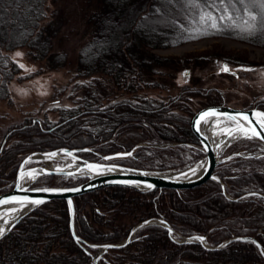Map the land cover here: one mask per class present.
<instances>
[{"label":"trees","instance_id":"1","mask_svg":"<svg viewBox=\"0 0 264 264\" xmlns=\"http://www.w3.org/2000/svg\"><path fill=\"white\" fill-rule=\"evenodd\" d=\"M97 3L87 18L91 36L78 50L79 75H107L127 96L106 103L86 98L63 110L55 122L34 121L10 126L0 141V193L14 185L17 168L25 151L60 146L84 147L78 154L96 159L99 153L131 149L138 141H147L130 155L115 157V162L158 170L180 169L204 151L190 129L194 113L189 98L173 107L146 93L154 89L147 77L156 66L174 61L152 49L186 42L183 37L197 27L195 10L179 0H87ZM45 0H0V98H10L8 82L22 76V68L8 50L27 46L35 58H46L49 66L66 61L64 53L51 51V39L63 19L46 17ZM207 10V9H206ZM55 12V11H54ZM239 22V21H238ZM207 36H228L264 46V34L241 39L233 31ZM201 37V38H202ZM178 43H173L177 41ZM189 41V40H187ZM146 75V76H145ZM208 104L221 103L220 89H208ZM191 93V91H190ZM187 99V100H185ZM256 104L264 108V99ZM175 106V104H174ZM29 121V122H28ZM134 123L141 131L131 136L132 143L115 139L118 131ZM27 126V127H26ZM21 133L27 139L5 141ZM130 139V140H131ZM166 142L164 145L152 142ZM220 179H208L191 188H154L140 191L125 185H104L74 196L75 228L90 242H117L124 239L137 222L163 216L180 238L205 233L208 244H218L232 235H253L264 248V154L242 153L219 164ZM57 174L43 173L39 185H51ZM87 176L61 175L58 185L82 182ZM224 183L225 192L222 188ZM95 252L94 247H89ZM261 264L264 257L249 240H232L212 249L199 241L178 242L168 235L166 226L152 222L139 228L131 241L109 248L97 260L72 237L68 205L64 198L39 204L0 238V264Z\"/></svg>","mask_w":264,"mask_h":264},{"label":"rangeland","instance_id":"2","mask_svg":"<svg viewBox=\"0 0 264 264\" xmlns=\"http://www.w3.org/2000/svg\"><path fill=\"white\" fill-rule=\"evenodd\" d=\"M44 5L46 17L41 20L42 25L50 19L52 14L63 19L59 31L51 39L50 47L52 52L64 53L66 61L49 66L46 58H35L27 46L8 50V53L23 67H21L22 76L20 78L15 76L8 82L10 98H0V141L3 140L10 126L22 123L28 118L34 121L55 122L61 118L63 110L76 106L78 102L86 98L106 103L111 98L128 95L127 91L116 87L103 73L97 72L83 76L79 75L77 70L78 50L91 36V25L87 18L93 8H100V6L98 7L95 2L89 3L87 0H45ZM152 50L161 55L174 57L175 60L169 61L166 65H157V72L148 75L147 78L154 81L155 85L153 90L146 91L151 96L168 102L180 96V93H184L185 97L189 95L187 97L194 112L208 104L209 98L206 92L212 88L221 90L224 100L222 102L236 107H260L256 102L264 99V46L228 36H207L167 47H156ZM224 61L235 69L237 74L224 71L222 68ZM243 65L250 68H243ZM180 100L183 102L181 96L171 101L176 110L180 108L178 105ZM214 125V123L211 124V129ZM140 131V126L131 123L119 130L115 139L130 144L131 136ZM215 135L214 138L217 139L220 133ZM28 137V135L15 133L8 137L5 143L10 144ZM147 143H149L148 140L138 141L132 148L135 149L140 144ZM152 143L164 145L166 142ZM195 145L201 148L199 144ZM31 151H25L24 156ZM232 151H238L240 154L244 152L264 154V143L255 137L248 139L245 135L237 136L231 139L223 149V153ZM203 156L188 161L180 169H149L173 173L195 164ZM73 160L71 156L60 154L53 159L31 161L26 165L43 164L55 167L57 164ZM74 161L76 164L79 163L78 160ZM81 172L84 171L81 170ZM40 175L41 173H38L33 177L35 179L32 182V178H25L23 182H31L32 186H42L37 183ZM60 179L61 175L55 176L51 185H58ZM17 206L20 207V204ZM94 254L96 255V252Z\"/></svg>","mask_w":264,"mask_h":264},{"label":"water","instance_id":"3","mask_svg":"<svg viewBox=\"0 0 264 264\" xmlns=\"http://www.w3.org/2000/svg\"><path fill=\"white\" fill-rule=\"evenodd\" d=\"M225 66H227L228 68L227 72L237 74L236 70L232 69L226 61L223 62L222 65L223 70ZM244 67L250 68V66L243 65V68ZM205 112H209V113L214 112L215 115L210 114L209 116L204 117V119L200 120L199 124H196V121L200 119L201 114ZM256 112H264V109L257 106L236 107L222 102V103H212V104L203 105L192 114L189 121L190 129L198 139L199 143L201 144L205 152L203 156L205 159L203 167L196 175L192 177L183 178V177L175 176L171 172H163L156 170L154 171L147 167H135L114 161H106L111 158L131 154L133 148L129 150H119L115 152L101 154V158L103 160H100V159H88L77 153L81 149H87L88 148L87 146L84 147L60 146V147H55L40 151H31L27 153L23 157L17 168L13 187L0 193V200L10 199L12 197H16L20 199L24 197H28L30 200H43L45 202L53 198H64L68 205L69 228L71 235L76 242L77 240H79V242L77 243L93 257L94 261L97 260L98 256H100L101 253L107 251L109 248H117L129 243L134 233L139 228H141V225L144 226L152 222L160 223L166 226V228L168 229V235L173 240H176L178 242H187L189 240H192L193 237L201 236L205 238L204 243H201L199 241L202 245H204L207 248L216 249L232 240H249L257 245L260 253L262 254V250H264V248L261 242L253 235H233L224 239L220 243L214 245L207 243L205 233H195L192 235H186L177 238L175 236L174 227L163 216H153L137 222L131 227L128 235L121 241H117V242H102V243L90 242L85 238H83L81 235H79L75 228L74 196L85 193L87 191H91L98 187L104 185L117 184V185L130 186L140 191H148L154 188L161 189L163 187L181 189V188H191L200 185L206 182L208 179L212 178L213 176H215L216 179H220L219 175L216 173V167L219 164L227 161L228 159H231L234 156L238 155L239 152L232 151L229 153H223V149L227 146L230 140L227 141V143H224L222 142L224 140L223 138L217 140L211 135L210 130H211L212 121L215 118L227 119L228 121L235 124L236 127H234L233 129H236L239 126L249 128L254 125L256 130L261 133V136H264V130H261L260 124L258 123V121L261 118L258 116H254V113ZM241 113L248 115L249 119L252 121V125H249L247 121H244L241 116L237 115ZM229 116H235L236 120L235 121L229 120L228 119ZM228 136L229 135H227L226 138H228ZM255 138L260 139L264 143V139L260 137H255ZM51 153H56V155L51 156L50 155ZM59 154H65L71 156L75 160H78L79 163H77L75 167L72 168L49 167L43 164H34L29 166L26 165L28 162L31 161H37L45 158L53 159L57 157V155ZM90 164L99 165L100 167L96 169L98 170L101 169L103 171L100 170L96 173H93L92 169L88 167V165ZM33 168L38 169L39 173L41 174L43 173L58 174V175L71 174V176L86 175L87 179L72 185L32 186L31 182L35 178H32L30 183H24L23 180L21 179V173ZM110 168L112 169V171L108 170ZM81 170H83L84 172H81ZM145 173H147V175H145ZM126 182H131V183H126ZM221 183H222L223 191L225 192L224 183L222 181ZM148 184H151L153 187L148 188L147 187ZM45 188L54 189L56 191H51V192L38 191V189H45ZM65 189H79V191H64ZM69 200H71V206L69 205ZM14 205H18V203L0 205V214L3 211H5L9 206H14ZM38 205L39 204L37 205L27 204V207L25 209L18 212L17 215L13 217L10 215V213H4L0 217V227L5 228V233H7L9 231L8 229L9 228L11 229L21 219V217L24 214H26L27 212H29ZM17 217H19V219H16ZM5 220L8 221L7 224L3 223V221ZM169 229L172 230L171 233H169ZM89 247H94L96 249V255L89 250ZM262 256L264 257V254H262Z\"/></svg>","mask_w":264,"mask_h":264},{"label":"snow or ice","instance_id":"4","mask_svg":"<svg viewBox=\"0 0 264 264\" xmlns=\"http://www.w3.org/2000/svg\"><path fill=\"white\" fill-rule=\"evenodd\" d=\"M170 2L175 3L176 0H170ZM186 8L194 9L196 19L194 23L204 27V30L201 31V27H197L188 33L187 36H184L183 39L193 40L199 39L202 36L208 34V29L213 30V34H222L224 31H233L237 34L238 38L241 39H250L256 34H264V0H179ZM207 9V10H206ZM239 21V22H238ZM177 41L173 43H178ZM20 55V53H17ZM23 67V65H21ZM251 70V69H245ZM224 71H228L227 66L224 67ZM187 75V73H185ZM215 115V113L205 112L201 114L200 119L196 121V124L200 123V120L204 119L209 115ZM242 117L244 121H247L249 125H252V121L249 119L246 114H237ZM254 116H258L261 119L258 121L260 124L261 130H264V112H256ZM229 120L235 121V116H229ZM222 131L232 134L233 131H242L248 139H252L253 137H260L264 139V136H261V133L256 130L255 126H251L249 128H245L243 126H239L236 129H223ZM251 133V134H249ZM51 156H55L56 153H51ZM70 155V153H69ZM130 155V154H129ZM27 162V161H26ZM90 169L99 168V165H88ZM112 171V169H108ZM193 174H195L196 169H191ZM71 175V174H69ZM147 175V173H145ZM186 175V173L184 174ZM25 178H33L32 173L22 172L21 179ZM213 180L216 179L215 176L212 177ZM131 183V182H126ZM148 188L153 187L151 184L147 185ZM38 191L51 192L56 191L54 189H38ZM64 191H79V189H65ZM10 203H18L23 207L25 204H42L43 200H30L28 197H24L22 199L12 197L10 199L0 200V205L10 204ZM69 205L71 206V200H69ZM16 208L10 209V212H16ZM16 219H19L17 217ZM4 224H7L8 221H3ZM143 227V225H141ZM8 230H11L10 228ZM171 229H169V233H171ZM5 235V228L0 227V238ZM192 240H198L201 243L205 242V238L201 236L193 237ZM192 240L187 241L191 243ZM79 242V240H77ZM254 243V242H253ZM262 254H264V250H262Z\"/></svg>","mask_w":264,"mask_h":264},{"label":"bare ground","instance_id":"5","mask_svg":"<svg viewBox=\"0 0 264 264\" xmlns=\"http://www.w3.org/2000/svg\"><path fill=\"white\" fill-rule=\"evenodd\" d=\"M212 123H214L215 125L210 130L211 135L214 137V136H216L215 134L220 133V135L217 137V140L220 139V138H223L224 140L222 142H224V143H227V141H229V140H231V139H233V138H235L237 136L245 135L242 131H233L231 135H229L228 133L222 131L223 129H233L234 127H236L235 124H233L232 122L228 121L227 119L215 118L212 121ZM227 135H229L228 138H226ZM199 146L203 150V148H202V146H201L200 143H199ZM74 160L73 161H70V162H63V163L57 164L55 167H58V168H72V167H75L76 162ZM204 161H205V159L203 157L201 160H199L195 164H192V165H190V166L182 169L181 171H175V172H173V175L178 176V177H183V178L192 177V176L196 175L201 170V168L204 165ZM191 169H196L195 174H193V172L191 171ZM100 170H98V169H92L93 173H96V172H98ZM101 171H103V170H101ZM28 172H31L32 173V177H35L39 173V170L36 169V168H33V169H29V170L25 171V173H28ZM185 173H186V175H184ZM77 176H84V175H77ZM26 207H27V204H25L23 207H21V205H20V207H18L17 205L9 206L5 211H3L0 214V217L4 213H10V215L13 217V216L17 215L18 212H20L23 209H25ZM12 208H16L17 211L16 212H10V209H12ZM95 252H96V250H95Z\"/></svg>","mask_w":264,"mask_h":264},{"label":"flooded vegetation","instance_id":"6","mask_svg":"<svg viewBox=\"0 0 264 264\" xmlns=\"http://www.w3.org/2000/svg\"><path fill=\"white\" fill-rule=\"evenodd\" d=\"M119 151V150H118ZM115 152V151H114ZM101 154L102 153H99V156L96 158V159H100V160H103L102 158H101ZM129 155V154H128ZM126 156V155H125ZM112 159H114V158H111V159H108V160H106V161H110V160H112ZM115 162V161H114Z\"/></svg>","mask_w":264,"mask_h":264}]
</instances>
